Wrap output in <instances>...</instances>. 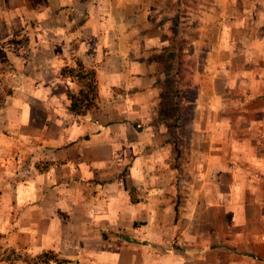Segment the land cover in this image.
I'll use <instances>...</instances> for the list:
<instances>
[{"label": "crops", "instance_id": "0c3cea01", "mask_svg": "<svg viewBox=\"0 0 264 264\" xmlns=\"http://www.w3.org/2000/svg\"><path fill=\"white\" fill-rule=\"evenodd\" d=\"M180 4L0 0V78L13 88L0 110L1 246L71 264H264V0L185 5L204 57L176 161L148 104ZM76 59L96 72L99 111L85 116L69 110L76 81L59 78ZM115 96L127 109L104 111Z\"/></svg>", "mask_w": 264, "mask_h": 264}, {"label": "trees", "instance_id": "16d2710c", "mask_svg": "<svg viewBox=\"0 0 264 264\" xmlns=\"http://www.w3.org/2000/svg\"><path fill=\"white\" fill-rule=\"evenodd\" d=\"M178 15L173 20V33L170 37H161L165 44L162 48V65L165 74L161 82L162 91L159 94L163 108L158 113V121L165 125L170 134L169 142L176 152V161L181 158L187 143V127L193 115V102L196 96L193 84V67L189 60L185 59L186 52H193L194 46L186 47L184 38L177 39ZM199 22L195 21L194 33L191 37L194 41L198 37L197 28ZM59 78L73 79L76 81L78 91H67L69 110L77 116H85L88 112H98L96 99L98 85L96 72L86 69L80 59H76L74 66L65 65L60 71ZM13 94V88L0 78V110L6 100ZM178 168L177 164L176 167ZM21 257L19 252L4 248L0 245V261L15 262ZM26 261V260H24Z\"/></svg>", "mask_w": 264, "mask_h": 264}, {"label": "rangeland", "instance_id": "374dc122", "mask_svg": "<svg viewBox=\"0 0 264 264\" xmlns=\"http://www.w3.org/2000/svg\"><path fill=\"white\" fill-rule=\"evenodd\" d=\"M188 1L189 0H181V4H180L179 10H178V13L175 12V14H172L171 16H169L168 21L166 23H163V27H162L163 32H162V36H161V37H170L172 35V33H173V28H172L173 20L175 19V16L178 15L179 18H178L177 39L179 40L181 38H184L186 40L185 45L187 48L189 45H191V43H193L192 45L194 46V39L191 37V35L194 33V24H195L194 16H191V19L189 21L187 19H184V18H186V15L184 13H186L188 11V9L185 6L186 4H188ZM191 1H193V3H194V0H191ZM183 3H184V5H183ZM195 8H197V7H195ZM191 12H194V9H191ZM167 43L168 42L165 41V44H167ZM203 57H204V54L200 53V52H197V54H194L193 52H191V53L186 52L185 59L189 60L190 66L194 68L195 66H200V64L197 65V63H201L203 61ZM71 92L75 93L74 89L71 90ZM116 99H118L119 101H117V102L114 101V102H111L110 104L107 101H99V104H101L102 109L104 111H108V108H111V110H113V111H116V109H119V108L127 109L126 108V102H124L121 98L115 96L114 100H116ZM156 103H155V106L148 104L149 109H151V111L154 109L155 110H157V109L161 110L163 108V104L161 103V101H159L158 106H156ZM131 109H130V111H131ZM139 109H141V108H139ZM132 111L139 113L140 110H132ZM20 254H21V257L17 262L23 263V264H71V263H67L65 260H63V261L60 260V258H58L57 256H55L52 253H46V254H42V255H38V256H31V255H28L25 253H20ZM24 260H26V261H24Z\"/></svg>", "mask_w": 264, "mask_h": 264}]
</instances>
